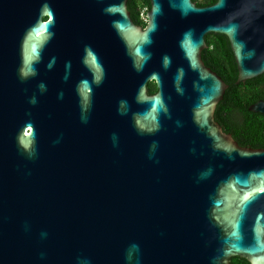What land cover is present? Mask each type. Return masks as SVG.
I'll return each mask as SVG.
<instances>
[{
	"label": "water",
	"instance_id": "1",
	"mask_svg": "<svg viewBox=\"0 0 264 264\" xmlns=\"http://www.w3.org/2000/svg\"><path fill=\"white\" fill-rule=\"evenodd\" d=\"M150 1L0 0V264H264V149L202 59L262 75L264 0Z\"/></svg>",
	"mask_w": 264,
	"mask_h": 264
},
{
	"label": "trees",
	"instance_id": "2",
	"mask_svg": "<svg viewBox=\"0 0 264 264\" xmlns=\"http://www.w3.org/2000/svg\"><path fill=\"white\" fill-rule=\"evenodd\" d=\"M193 1L200 7L217 2V0ZM151 8L150 0H129L128 3L132 19L144 28L148 25L147 14ZM144 9H146V18L142 16ZM206 41L208 48L207 58L204 56L205 64L216 71L229 85L224 98L217 106L216 120L242 147L264 149V114L249 110L252 104L264 100V73L245 83L237 84L239 72L228 36L210 33L206 36ZM148 91L150 94L158 91L156 82L148 83ZM230 263L251 264L249 260L241 256L233 257Z\"/></svg>",
	"mask_w": 264,
	"mask_h": 264
},
{
	"label": "flooded vegetation",
	"instance_id": "3",
	"mask_svg": "<svg viewBox=\"0 0 264 264\" xmlns=\"http://www.w3.org/2000/svg\"><path fill=\"white\" fill-rule=\"evenodd\" d=\"M128 3H129V0H128ZM127 3V4H128ZM46 19V18H45ZM207 42V41H206ZM207 45H208V43H207ZM208 48V47H207ZM207 48H205L204 50H203V52H202V59H203V61H204V56H205V58H207ZM207 66V65H206ZM208 67V66H207ZM210 68V67H209ZM212 69V68H211ZM213 70V69H212ZM214 71V70H213ZM216 72V71H215ZM217 73V72H216ZM150 94V93H149Z\"/></svg>",
	"mask_w": 264,
	"mask_h": 264
},
{
	"label": "built area",
	"instance_id": "4",
	"mask_svg": "<svg viewBox=\"0 0 264 264\" xmlns=\"http://www.w3.org/2000/svg\"><path fill=\"white\" fill-rule=\"evenodd\" d=\"M142 16H143L144 18H146V9L143 10V12H142Z\"/></svg>",
	"mask_w": 264,
	"mask_h": 264
},
{
	"label": "snow or ice",
	"instance_id": "5",
	"mask_svg": "<svg viewBox=\"0 0 264 264\" xmlns=\"http://www.w3.org/2000/svg\"><path fill=\"white\" fill-rule=\"evenodd\" d=\"M51 18V17H50ZM262 191H264V190H262Z\"/></svg>",
	"mask_w": 264,
	"mask_h": 264
},
{
	"label": "rangeland",
	"instance_id": "6",
	"mask_svg": "<svg viewBox=\"0 0 264 264\" xmlns=\"http://www.w3.org/2000/svg\"><path fill=\"white\" fill-rule=\"evenodd\" d=\"M144 28V27H143Z\"/></svg>",
	"mask_w": 264,
	"mask_h": 264
}]
</instances>
